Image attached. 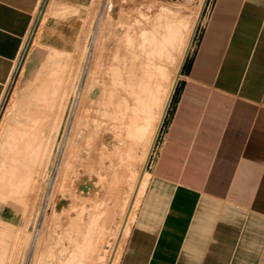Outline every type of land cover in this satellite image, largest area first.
<instances>
[{"label":"rangeland","instance_id":"rangeland-1","mask_svg":"<svg viewBox=\"0 0 264 264\" xmlns=\"http://www.w3.org/2000/svg\"><path fill=\"white\" fill-rule=\"evenodd\" d=\"M198 15L183 63L208 0L41 1L0 101V264H116Z\"/></svg>","mask_w":264,"mask_h":264},{"label":"crops","instance_id":"crops-1","mask_svg":"<svg viewBox=\"0 0 264 264\" xmlns=\"http://www.w3.org/2000/svg\"><path fill=\"white\" fill-rule=\"evenodd\" d=\"M41 1L0 0V101ZM176 82L116 264H264V0H208Z\"/></svg>","mask_w":264,"mask_h":264},{"label":"bare ground","instance_id":"bare-ground-1","mask_svg":"<svg viewBox=\"0 0 264 264\" xmlns=\"http://www.w3.org/2000/svg\"><path fill=\"white\" fill-rule=\"evenodd\" d=\"M196 20H197V18L195 19V23H194V25H193V27L191 28V31L189 32V35H188V39H187V41H186V44H185V46H184V48H183V50H182V52H181V57H180V61H179V64H178V67H177V71H176V74H175V76H174V79H173V84H172V86H171V88H170V90H169V92H168V95H167V99H166V101H165V103H164V109H165V106H166V104H167V102H168V98L170 97L169 95H170V93H171V91H172V89L174 88V84H175V82H176V80L178 79V77H179V74H180V69H181V65H182V63L184 62L183 60H184V58H185V56H186V54H187V52H188V50H189V47H190V44H191V39H192V35H193V32H194V30H195V25H196ZM127 58V57H126ZM125 62V61H124ZM124 62H122V64L124 63ZM125 64V63H124ZM124 64H123V67H124ZM127 64H129L130 66H131V68L130 69H133V67L135 66V64H133V65H131L130 63H127ZM125 66V68L126 67H130V66ZM137 65V64H136ZM133 66V67H132ZM137 67V71H136V74H137V72L139 71L138 69V65L136 66ZM136 67H134V70H136L135 68ZM127 69V68H126ZM123 70V69H122ZM128 71H129V69H128ZM132 71V70H131ZM119 72V71H118ZM140 72V71H139ZM138 72V73H139ZM120 74V73H119ZM132 74H135V71L133 72L132 71ZM131 74V75H132ZM141 74H142V72L139 74V75H137L136 76V79L135 80H133V82H135V81H137V80H139L140 78V81L143 79V74H142V77H141ZM130 75V76H131ZM121 76V75H120ZM132 76H135V75H132ZM138 76H140V78L139 79H137L138 78ZM121 78V77H120ZM126 78V77H125ZM131 78L132 77H129L128 79H127V83L130 85V87H131V84L133 83L132 82V80H131ZM135 77H133V79H134ZM123 80V79H122ZM144 80V79H143ZM142 80V81H143ZM118 81V80H117ZM121 81V80H120ZM124 81V80H123ZM142 81H141V85L140 86H142L141 88H142V90L144 89H146L147 87H145L146 85H148V83L146 84L145 82V86L143 87V84H142ZM138 82V81H137ZM137 82H135L134 83V86H132V88H134V89H132V90H135V91H137L138 89H140L139 87L140 86H138L139 84V82L137 83ZM123 83V82H122ZM133 85V84H132ZM149 86V85H148ZM85 89V88H84ZM123 90H125V89H123ZM138 91L139 93L141 92V93H143V91ZM147 91V90H146ZM148 92V91H147ZM140 93V94H141ZM54 94V93H53ZM144 94V93H143ZM142 94V95H143ZM146 94V93H145ZM117 95V94H116ZM123 97H124V95H123ZM116 98V97H115ZM120 98H121V96H120ZM122 99V98H121ZM124 99V98H123ZM125 99H126V97H125ZM116 101V100H115ZM126 101L128 102V99H126ZM110 102H112V101H110ZM114 103H116V102H114ZM120 103V102H119ZM130 103V102H129ZM128 103V104H129ZM120 105H121V103H120ZM120 105H118L117 106V108L120 106ZM123 105H124V103H123ZM122 105V106H123ZM113 107V106H112ZM121 107V106H120ZM130 107V106H129ZM109 108H110V106H109ZM116 108V109H117ZM133 108V107H132ZM131 108V109H132ZM121 109H123V107L121 108ZM120 108L118 109L119 111L121 110ZM131 109H130V111H131ZM115 110V109H114ZM114 110H113V112H114ZM124 112L125 111H127L126 109L125 110H123ZM129 111V110H128ZM134 111H135V109H134ZM164 111V110H163ZM112 112V111H111ZM116 112H118V111H116ZM116 112H114V113H116ZM121 112V111H120ZM130 113V112H129ZM133 113V112H132ZM131 113V114H132ZM112 114V113H111ZM118 114V113H117ZM121 114H123V113H121ZM126 114V116L128 115L127 114V112L125 113ZM125 114H123L124 116H125ZM134 114V113H133ZM161 115H162V113H161ZM161 115H160V117H161ZM115 116H117L116 114H115ZM120 117H121V115H120ZM160 117H158V121H157V124H156V127L154 126L153 127V129H152V133H151V136H150V139H149V143H148V146H147V148H146V150L144 151V156H143V160H142V167H143V165L144 166H146L145 164H146V161H148L147 160V158H148V155H149V153H150V150H151V145H152V142H153V139H154V137H155V134H156V131H157V128H158V126H159V123H160ZM123 118V117H122ZM125 119V118H124ZM118 120H119V118H118ZM118 120H116L117 122L116 123H118ZM121 120H123V119H121ZM124 121H126V123H129V121H128V119L126 118ZM124 121L122 122V123H124ZM128 121V122H127ZM132 123V122H131ZM121 124V123H120ZM134 124V123H133ZM133 124H131V125H133ZM136 124V126H137V123H135ZM140 124V123H139ZM138 124V125H139ZM117 125H119V123L117 124ZM125 125H127V124H124V126ZM123 126V127H124ZM135 126V127H136ZM120 127H121V125H120ZM123 127H121V128H123ZM130 127H132V126H130ZM129 128V127H128ZM133 128H134V126H133ZM132 128V129H133ZM137 128V127H136ZM135 129V128H134ZM138 129H139V127H138ZM141 130V129H140ZM132 131V130H131ZM137 131V130H136ZM139 131V130H138ZM143 131H145V129H143ZM135 132V131H134ZM139 133V132H138ZM140 133H142V132H140ZM144 168V167H143ZM145 171V170H144ZM141 172H143V171H141ZM141 175H142V173H140V178H141ZM139 180L140 179H138V182H137V185H138V183H139ZM133 203V202H132ZM131 203V204H132ZM133 205V204H132ZM132 207L133 206H130V208L132 209ZM1 214V213H0ZM130 215H131V210L130 211H128V213H127V215H126V218H125V222H124V225H123V227H122V230H121V235L123 234V232H124V230H125V226H126V224H127V222H128V220H129V217H130ZM14 216V215H13ZM120 235V236H121Z\"/></svg>","mask_w":264,"mask_h":264},{"label":"water","instance_id":"water-1","mask_svg":"<svg viewBox=\"0 0 264 264\" xmlns=\"http://www.w3.org/2000/svg\"><path fill=\"white\" fill-rule=\"evenodd\" d=\"M182 65H183V63H182ZM182 65H181V68H182ZM181 70V69H180ZM171 96V95H170ZM169 99H170V97H169ZM168 103H169V100H168V102H167V104H166V106L165 107H167V105H168ZM166 109V108H165ZM161 121H162V119H161ZM161 121H160V123H161ZM159 126H160V124H159ZM159 126H158V129H159ZM157 133V132H156ZM155 137H156V134H155ZM155 137H154V139H153V142H152V145H151V149H152V147H153V145H154V142H155ZM150 152H151V150H150ZM150 154V153H149ZM148 158H149V155H148ZM148 158H147V160H148ZM146 163H147V161H146ZM146 165V164H145ZM144 168H145V166H144ZM144 168H143V170H144ZM142 173V172H141ZM140 179V178H139ZM130 206H131V203H130ZM130 206H129V209H130Z\"/></svg>","mask_w":264,"mask_h":264}]
</instances>
